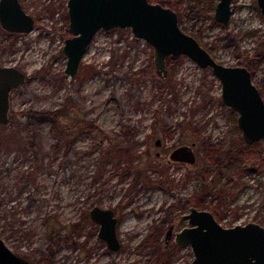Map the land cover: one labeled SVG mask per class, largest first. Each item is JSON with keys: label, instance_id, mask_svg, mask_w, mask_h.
<instances>
[{"label": "rangeland", "instance_id": "1", "mask_svg": "<svg viewBox=\"0 0 264 264\" xmlns=\"http://www.w3.org/2000/svg\"><path fill=\"white\" fill-rule=\"evenodd\" d=\"M170 1L182 29L218 61L247 66L264 96L257 0H233L227 23L215 18L218 0ZM21 2L34 28L0 25V64L27 73L0 126V236L14 251L35 264H190L192 246L174 236L192 205L225 226L264 224V135L250 148L261 160L250 159L239 181L222 188L223 178L213 179L207 145L235 132L238 114L210 67L181 55L159 75L153 46L114 27L97 31L72 77L62 50L72 35L67 0ZM33 113L47 120L34 124ZM180 146L194 159L174 158ZM94 205L115 210L118 250L99 237Z\"/></svg>", "mask_w": 264, "mask_h": 264}, {"label": "water", "instance_id": "2", "mask_svg": "<svg viewBox=\"0 0 264 264\" xmlns=\"http://www.w3.org/2000/svg\"><path fill=\"white\" fill-rule=\"evenodd\" d=\"M233 0H218L215 18L229 22ZM264 14V0H257ZM69 30L72 35L62 47L67 56L65 72L76 76L82 57L101 28L129 27L137 37L153 46L159 75L168 73L167 61L187 55L202 67H210L222 84L221 97L237 112L242 137L254 143L264 135V97L244 65H227L218 61L191 33L182 29L178 12L171 6L151 0H67ZM35 17L21 0H0V24L10 32H29ZM27 73L17 65L0 64V124L9 120L12 88L22 85ZM161 143V138L156 144ZM190 148L178 147L174 158L193 160ZM91 218L99 224L98 235L113 250L121 247L117 233L118 217L111 207L94 205ZM189 224L175 232L174 241L190 244L194 257L190 264H264V224L258 221L223 225L209 209L194 205L183 215ZM173 236V225L166 240ZM0 264H35L14 251L0 236Z\"/></svg>", "mask_w": 264, "mask_h": 264}, {"label": "trees", "instance_id": "3", "mask_svg": "<svg viewBox=\"0 0 264 264\" xmlns=\"http://www.w3.org/2000/svg\"><path fill=\"white\" fill-rule=\"evenodd\" d=\"M163 4L169 3L172 4L170 0H156ZM6 36L3 31L0 29V40L1 37ZM170 60V59H169ZM30 119L32 122L35 120L34 124L41 123L47 119L38 118L37 113H33L30 115ZM31 122V123H32ZM0 126H5V124H0ZM219 145H221L219 147ZM252 144L247 143L242 135L239 126H237V130L230 135H226L218 142L212 141L207 145V155H210V164L215 165L218 170L213 176L214 180H219L223 178V186L227 184L230 185L239 181L240 175L242 171L248 169L250 159L261 160L259 156H257L259 149L256 147L252 151ZM260 152V151H259ZM252 157V158H251ZM259 162V161H258ZM217 189L216 193L219 192ZM53 243V242H52ZM56 252V250L52 251V255Z\"/></svg>", "mask_w": 264, "mask_h": 264}, {"label": "flooded vegetation", "instance_id": "4", "mask_svg": "<svg viewBox=\"0 0 264 264\" xmlns=\"http://www.w3.org/2000/svg\"><path fill=\"white\" fill-rule=\"evenodd\" d=\"M1 25V24H0ZM11 33H14V32H11ZM245 66V65H244ZM251 71V70H250ZM253 79V78H252ZM254 82V81H253ZM255 83V82H254ZM256 84V83H255ZM256 86L258 87V85L256 84ZM17 88V87H16ZM259 88V87H258ZM259 90H260V92H261V94H262V96H263V93H262V91H261V89L259 88ZM264 97V96H263ZM222 98V97H221ZM223 100V99H222ZM239 126V125H238ZM240 128V127H239ZM241 130V129H240ZM241 135H242V132H241ZM244 139V138H243ZM171 225H173V224H171ZM170 225V226H171ZM174 228V227H173ZM168 230V229H167ZM178 231V230H177ZM167 232V231H166ZM166 237V236H165ZM166 239V238H165ZM171 239V238H170ZM103 240V239H102ZM104 241V240H103ZM166 241H168V240H166ZM105 242V241H104ZM107 245V244H106ZM32 261V260H31Z\"/></svg>", "mask_w": 264, "mask_h": 264}]
</instances>
